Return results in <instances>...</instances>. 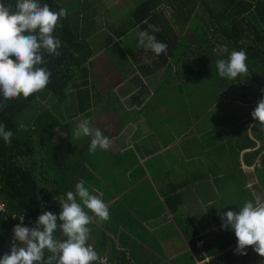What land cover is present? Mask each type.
Here are the masks:
<instances>
[{
  "label": "crops",
  "instance_id": "0c3cea01",
  "mask_svg": "<svg viewBox=\"0 0 264 264\" xmlns=\"http://www.w3.org/2000/svg\"><path fill=\"white\" fill-rule=\"evenodd\" d=\"M141 3L89 0L80 17V41L90 49L83 66L90 74L79 94L74 85L80 73H74L61 105L71 104L74 113L67 120L74 130L90 119L111 143L106 151L90 152L91 137L52 129L55 142L78 146L65 160L71 170L66 169L67 191L51 199L50 212L59 216V201L83 180L110 214L99 222L88 212L94 222L87 244L115 264H203L225 247L229 229L222 228L221 215L246 201L264 203L256 173L260 155L251 164L245 159L262 145L252 129L257 105L239 87L243 76L214 78L228 47L221 54L214 49V56L201 52L188 23L174 17L166 3L155 9L161 34H150L167 45V53L142 48L139 33L147 31L146 19L136 21L133 13ZM249 139L255 145L248 146Z\"/></svg>",
  "mask_w": 264,
  "mask_h": 264
},
{
  "label": "trees",
  "instance_id": "16d2710c",
  "mask_svg": "<svg viewBox=\"0 0 264 264\" xmlns=\"http://www.w3.org/2000/svg\"><path fill=\"white\" fill-rule=\"evenodd\" d=\"M88 1L38 0L41 5L48 4L52 11L58 12L60 8H65L68 13L66 18H61L53 33L61 41L58 49L60 55L49 56L45 53L44 59L47 63L41 65L50 71V82L45 90L27 99L21 96L6 101L0 95V124L13 132L11 143H5L0 137V203H3L0 209V258L5 253H10L14 226L25 218L24 226L32 228L28 218L38 219L43 212H50L51 199L67 191L65 160L70 155L67 147L69 145L62 140H52L50 132L52 129H62L69 132L68 134L71 129L74 131L72 120H67L74 113L71 104L61 103L67 97V85L72 81L74 73H80L74 85L79 94L84 93L79 88L87 85L90 74L86 66H83L89 58L84 53L87 54L90 49L86 43L80 41V17L86 16L83 11L87 9ZM0 3L15 11L17 0H0ZM162 3L169 5L174 17L188 23L189 30L198 40L201 52L208 51L214 56V49L228 47V55L221 58L227 60L232 51H245L249 70L247 75H242V84L245 87H257L254 93H250L251 103L257 105L260 99H264V0H142L133 13L136 21L146 19L143 26L150 33L161 34V31L152 32L148 26L155 25L160 28V24H156L158 15H155V9ZM168 50L171 55V44ZM186 63L187 59H184L183 64L187 65ZM219 77L217 72L214 78L219 80ZM222 81H225L224 78ZM32 109L33 115L28 116L26 112ZM58 110H62V113L57 112ZM251 122L252 120L246 121L242 127L246 130ZM257 124L254 120L252 129L255 134L258 133L257 137L263 145L264 128L255 126ZM69 137L72 135L66 138ZM247 143L248 146L255 145L251 139ZM262 145L248 152L245 159L251 164L260 155L261 167L256 168V173L264 196V153L260 154L264 147ZM235 154L238 159L239 153ZM79 165L81 170L86 166L81 157ZM38 168L44 176L43 183ZM69 171L70 168L67 169ZM77 173L78 171H73L71 174L74 176ZM56 235L59 236L60 233ZM227 235L225 247L218 251L222 253L217 252L203 264H264V257L259 256L251 247L246 249L247 255L235 254L238 247L235 233L229 229ZM109 258L115 264L113 257Z\"/></svg>",
  "mask_w": 264,
  "mask_h": 264
},
{
  "label": "clouds",
  "instance_id": "9594fccd",
  "mask_svg": "<svg viewBox=\"0 0 264 264\" xmlns=\"http://www.w3.org/2000/svg\"><path fill=\"white\" fill-rule=\"evenodd\" d=\"M67 14L65 8L52 11L48 4L41 5L38 0H17L15 11L0 3V95L6 101L21 96L27 99L46 89L51 73L41 67L47 63L44 54L60 55L61 41L53 33ZM148 27L152 32L161 31L155 25ZM138 43L157 56L167 53V45L149 31L139 33ZM247 59L245 51L234 50L227 60H217L219 76L236 79L247 75ZM251 116L258 122L255 126L264 128V99L258 101ZM73 135L91 137L90 152L97 148L106 151L110 147V139L92 127L90 119L80 120ZM12 136L13 132L0 124V137L4 142L11 143ZM59 202L62 206L59 216L45 211L36 225L33 217L28 218L32 228L24 226L25 218L14 226L10 253L0 258V264H94L99 259L97 252L87 244L91 234L89 225L94 222L88 212L99 222H106L110 218L108 205L93 195L83 180ZM221 220L224 230L231 229L235 233L238 242L235 254L247 255L246 249L251 247L264 257V203L246 201L239 210L223 213ZM45 252L49 254L47 259Z\"/></svg>",
  "mask_w": 264,
  "mask_h": 264
},
{
  "label": "rangeland",
  "instance_id": "374dc122",
  "mask_svg": "<svg viewBox=\"0 0 264 264\" xmlns=\"http://www.w3.org/2000/svg\"><path fill=\"white\" fill-rule=\"evenodd\" d=\"M97 26H102V24L101 23H95V27L98 29V27ZM175 26H173V28H174ZM187 30V29H186ZM222 50L223 51H225L224 49H218L217 50V53H223L222 52ZM103 61L104 62H106V60H104L103 59ZM198 64L196 63L195 64V66H197ZM112 68V67H111ZM107 74H111L110 72H106ZM100 74H102V73H100ZM244 79V78H243ZM243 82V81H242ZM239 83V81H237V84ZM236 84V85H237ZM239 87L241 88V90L243 91V90H246L247 92H250V93H254L253 91H255L256 90V88L257 87H253V86H247V87H245L242 83H241V85H239ZM237 95H235V97H236ZM202 99H206V98H202ZM33 113H34V110L32 109V110H28L27 112H26V114L28 115V116H32L33 115ZM23 116H25V113L23 114ZM78 141H79V139H78ZM69 143H71V140H69ZM78 146V145H77ZM77 146H72V145H69V146H67L68 147V151H69V154L70 155H75V151L77 150ZM0 206H2L3 207V203L1 202L0 203ZM45 255L46 256H48L49 254L47 253V252H45Z\"/></svg>",
  "mask_w": 264,
  "mask_h": 264
},
{
  "label": "built area",
  "instance_id": "2783aa9c",
  "mask_svg": "<svg viewBox=\"0 0 264 264\" xmlns=\"http://www.w3.org/2000/svg\"><path fill=\"white\" fill-rule=\"evenodd\" d=\"M0 207H1V206H0ZM91 247H92V249H93L94 251L97 252L98 257H99V259H98L96 262H94V264H100V261H103V264H113V263L111 262L109 256H107L106 254H104V253L101 252V251H97L93 246H91Z\"/></svg>",
  "mask_w": 264,
  "mask_h": 264
}]
</instances>
